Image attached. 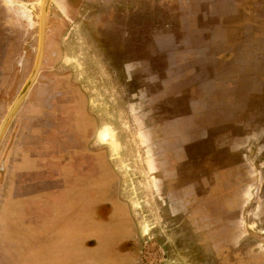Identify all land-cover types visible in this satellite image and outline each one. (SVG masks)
Wrapping results in <instances>:
<instances>
[{
	"label": "rangeland",
	"instance_id": "1",
	"mask_svg": "<svg viewBox=\"0 0 264 264\" xmlns=\"http://www.w3.org/2000/svg\"><path fill=\"white\" fill-rule=\"evenodd\" d=\"M6 1L8 5L4 3L0 5V119L33 65L39 10V0ZM59 1L49 0L45 19V55L36 85L38 88L43 87L45 94L47 90L45 84L55 78L67 77L85 95L87 110L96 121L91 148L98 147L97 149L102 153L104 168L110 176L107 189L109 191L111 189L117 199L124 203L137 234L143 235V261L150 264H234L238 260V264H264V132H256L253 128V131L249 129L250 131L245 133L228 134L219 127L222 126L223 121L226 124L231 123L229 118L230 121L235 120L233 116L238 111L244 112L248 106L251 112L255 109L252 97L247 99L255 88L252 77L254 70L250 69V72L242 74L241 79L243 83L245 82L243 85H234L238 83L235 78L238 71L224 62L228 58H225L223 53L225 40L222 25L218 24L217 20L187 21L188 34L184 35L186 32H183L180 35L176 32L175 21L166 15L169 13V8L164 11L163 7L160 9L158 6L151 9L142 4L137 6L139 8L136 10L137 13L141 12V15L149 20V28L156 34V46L152 52L159 49L160 56L159 53L157 56L167 66L166 93L173 94L175 90L180 89L184 99L196 97L199 101L195 100L192 108L195 113L199 108L202 112L195 123L199 132L192 135L186 133L193 124L189 116L182 122L178 121L180 124L177 123V119L172 120L170 128L177 125L184 129L182 128V132L171 130L166 134L177 139V144L170 141L168 146L167 143L168 156L171 154L169 157L174 162L188 158L179 171H175L173 164L171 166L167 160L162 161L161 167L172 168L166 172L161 168L164 170L162 173L170 180L166 179V183L160 187L159 180L153 178L155 175V172H152L153 167L148 163L152 154L150 144L146 142L144 132L146 128L143 123L145 118L140 113L142 109L137 103L136 92L134 93L136 102L129 105L130 112L134 114L136 111V113L130 117L126 114V97H118L113 69L102 64L103 54L96 49L89 34L88 28L91 27L86 24L89 21L84 20L89 17L90 23L94 24V18L91 16L98 12L101 6L109 5L110 0H82L81 9L71 18L64 11V4H60ZM97 2L101 3L97 5ZM128 7L132 8L133 5ZM256 9L258 10V7ZM253 11L252 0H236V7L229 18L232 19V30L238 27L239 22H243L242 30H233L236 31L235 36L227 38L231 45H235V49L238 45L242 46L241 58L245 62L243 67L254 62L256 56H259L254 51L264 50V3L262 19H255ZM158 32L161 34V39L158 38ZM243 33L244 36H241ZM257 33L263 34L255 36ZM3 48L7 49L6 52ZM177 61L179 64L176 63ZM212 63H215L216 70L210 69L208 75L206 68H199ZM196 71H199V75L194 79L192 76ZM175 81L179 83L176 85ZM229 83L232 87L230 94L229 89L225 88ZM262 93L264 94V90ZM239 94L243 95L240 96L241 99L234 97H238ZM30 98V95H25L0 138V173L4 171L2 159L5 155V147L13 143L16 127L26 119L25 111ZM256 104L259 102L257 101ZM208 110L211 113L209 117L206 113ZM209 125L216 127L208 131ZM191 137L195 140L194 146L190 145ZM184 144H188L187 147H184ZM182 146L186 152L184 150L182 152ZM98 166L100 173L102 166L100 163ZM79 173L81 178L76 177V180L70 182L72 205L78 209L74 210L66 206L64 213L69 217L63 221L79 222L81 226L84 225L85 233L87 230H93L95 236L105 240L110 236L106 225L98 223L99 228L92 229L88 224L96 220L92 217V211L83 205V201H86L88 206L90 204L89 190L92 185L90 176H94L96 172L85 167ZM176 174L177 178H175ZM208 174L211 175L210 181L203 177ZM196 177L200 178L197 185L193 183L192 187H184L182 192L178 189L174 190L177 184H182L181 181L186 185L191 178ZM98 183L100 184L101 181H97ZM208 183H212L209 192L205 189ZM99 184L97 189L100 187ZM85 187L86 200L80 190H84ZM78 196L81 198L80 204L76 201ZM99 196L98 194L96 197L99 199ZM92 197L94 198V194ZM176 202L179 205L192 202L199 207L195 218L198 223L199 253L203 255L199 260H196V257L191 259L188 255L189 250L182 252L175 250L169 236L166 238L167 244L163 245L155 238H147L144 234V232L149 234L153 228L162 227L160 206L173 205ZM58 207V203L53 207L54 217L58 213ZM78 212L81 213V218ZM84 213L86 218L82 217ZM112 221L116 231L114 225L122 222V218L120 215L117 217L115 215ZM71 234L77 232L72 230ZM93 234H88V237L95 238ZM86 256L91 254L87 253ZM239 259H245V262L239 263Z\"/></svg>",
	"mask_w": 264,
	"mask_h": 264
},
{
	"label": "flooded vegetation",
	"instance_id": "2",
	"mask_svg": "<svg viewBox=\"0 0 264 264\" xmlns=\"http://www.w3.org/2000/svg\"><path fill=\"white\" fill-rule=\"evenodd\" d=\"M135 1L137 0H110V6L108 4L101 6L102 8L98 9L99 11L91 16L94 18V24L90 23L91 18L89 17L84 18V20L89 21L86 23L91 27L88 28L89 34L95 43L96 49L103 54L101 59L102 64L113 69V79L117 84L118 97H126V114L130 117H133L136 113V111L134 114L131 113L129 109V105L136 102L134 100V93L136 92L137 103L141 105L142 109L140 113L145 118V122L143 123L146 128L144 129L146 142L150 144L152 154L148 163L153 167L152 172H155L153 178L158 179L160 187H163L162 185L166 183V179L170 180V178L166 174H163L162 171H170L172 168L171 164H173L175 171H179L181 165L188 158L178 159L175 162L172 161V158L170 159L169 156L171 154L168 156V146L170 141L177 144V139L166 134L171 130L173 132H182L184 129L182 126L176 125L174 128H170V125L172 120L177 119V123H179L187 116L192 119L193 124L188 128L189 131L186 133L192 135L195 132H199L197 125H195L198 120L197 118H193L196 117V113L192 108V103L196 102L195 100L199 101V99L194 98V96L184 99L182 97V90L180 89L175 90L173 94L166 93L167 66L163 64L159 57V49L152 52L156 46V34L150 30L149 20L143 17L144 15H141V12L137 13L138 11H136L139 10L137 6H140V4L148 7V2H145V0ZM81 2L82 0L59 1L60 4H64L65 7L61 6L64 7L65 13L70 18L74 17L77 11L81 9ZM3 3L4 5H8L6 0H0V5H3ZM100 3L97 2V5ZM120 5H126L127 7ZM130 5H133V7L129 8L128 6ZM60 25L62 26V24ZM159 34L160 32H158V38L161 39ZM45 42L46 33L44 28L40 67L44 61ZM158 44L160 46V42ZM3 50L6 52L7 49L3 48ZM157 53H159V56H157ZM240 55L242 56V54ZM176 63L179 64L178 61ZM40 67L26 94L27 96L30 95L31 98L25 112L29 115V124H31V129L33 130L32 142L37 146L47 149L48 173L54 176L61 174L66 179V183L72 185L70 182L79 176V171L82 168L86 167L89 170L91 169L92 172H96L94 176H90V181L92 182L91 190H89V194L91 195L90 204L88 206L85 203V207L89 208V211H92V217L96 221L90 222L88 225H91L92 229H95L99 228L98 223H104L107 232H110V236L103 240V238L95 236L93 230H87L88 233H86L89 235L93 234L95 237L89 239V236L87 241L88 243L92 241L97 243L96 255L97 259L99 256L98 260L100 264H150L145 263L142 259L143 235L139 236L137 234L134 222L130 218L124 203L117 199L116 194L111 189L110 191L107 189V181L110 176L109 172L104 168L101 151L97 149L98 147L91 148L92 144L90 143L96 130V121L87 110L85 95L67 77L55 78L47 84L44 83L47 85V90L44 94V88L41 86L38 88L36 85ZM174 83L177 85L179 82L175 81ZM225 88L229 89L230 94L232 89L231 83L228 86L226 85ZM254 104H256V101H254ZM259 106L257 104L256 110H253V116H250L241 127H238V132L245 133L253 128L256 131V129L260 128L259 126L264 125V118L260 116L261 111L264 115V106L262 109ZM215 127L216 125H209L207 128L210 131V129H214ZM219 127H230L231 130L233 128L234 131L237 130L231 123H225ZM189 142H191V146H194L195 140L193 137H191ZM187 145L184 144L183 146L187 147ZM183 146L181 147L182 152L183 150L186 152ZM165 160L171 165L168 168L160 166L162 161L165 162ZM98 163L102 166L100 173L98 172ZM177 177L176 174L175 178ZM203 177L207 181L211 180V175L209 174L207 176L203 175ZM98 179L101 181L100 184L98 183L100 185L99 189H97ZM189 181L186 185L181 181L182 184H177L174 190L178 189L182 192L184 187H192L193 183L197 185L200 178H191ZM211 186L212 183H208L207 187H204L209 192ZM79 187L81 188V185ZM80 190L86 200V187L84 190ZM92 194H94V198ZM98 194L102 202L92 205V202L99 200L96 197ZM160 208L162 227L153 228L149 234L144 232L146 237L155 238L160 244L166 245L168 242L166 238L169 236L172 239V245H174L173 248L175 250L179 252L189 250L188 255L191 259L196 257L195 259L199 260L200 256L202 258L203 255H200L198 246V223L195 221L199 212L198 205L192 202L179 205L176 202L173 205L160 206ZM115 215L116 217L120 215L122 218V222L114 225L116 231H114L112 221ZM109 227H112L113 230ZM194 228L196 229L194 230ZM101 240L103 241L101 242ZM237 261L234 264H238ZM242 261L245 262V259H239V263Z\"/></svg>",
	"mask_w": 264,
	"mask_h": 264
},
{
	"label": "crops",
	"instance_id": "3",
	"mask_svg": "<svg viewBox=\"0 0 264 264\" xmlns=\"http://www.w3.org/2000/svg\"><path fill=\"white\" fill-rule=\"evenodd\" d=\"M145 2H148L150 9L158 6L160 9L163 7L166 11L169 8V13L166 15L175 21L176 32H179L180 35L183 32H186L184 35L188 34L187 21L208 22L217 20L216 22L220 23L223 28L225 40L223 53H225L224 57L228 58L224 62L238 71L235 76L238 83L234 85H243L245 82L243 83L241 79L242 74L253 69L252 77L254 79H252L255 88L250 92L251 96L248 95L247 99L252 97V101H258V105L262 109L264 106V94L262 93L264 90V59L261 58H264V50L254 51L260 58L257 59L258 56H256L254 62L244 66L245 69L243 67L245 62L240 55L242 46L238 45L235 49V45H231L230 41H227L229 40L228 37L235 36L236 31L233 30H242L241 24L243 22H239L237 28L231 29L232 19L229 18H231L230 13L236 7V0H145ZM252 2L254 5L252 14L255 19H262L264 0H252ZM230 6H232L231 9ZM247 13L249 14V12ZM226 19L229 21H224ZM262 34L257 33L255 36H262ZM160 36L161 34H159ZM241 36H244V33ZM227 54L229 55L227 56ZM199 68H206L207 75L210 73V69L216 70L215 63L199 66ZM198 75L199 71H196L192 77L195 79ZM236 96L234 97L238 99H241L240 96L243 97L241 94ZM254 106L256 110L257 104ZM245 109L247 111L235 113L233 116L235 120L230 121L231 118H229V122L237 130L222 127L224 133L238 132V127H241L250 116H253L250 106ZM206 113L208 117L211 114L210 110ZM200 115H202L201 109H196V118ZM25 116L26 119L21 121L20 126L15 129L13 143L9 147H5V157L2 160L4 171L0 173V264H100L95 256L97 243L95 241L88 243V234L85 235L84 225L81 226L79 222L63 221L67 219V215L64 213L66 206L74 210L78 209L72 205V185L67 184L66 179L61 174L54 176L48 173L47 149L32 142L33 130L29 124V115ZM260 116L264 118L262 111ZM224 123L225 121L221 122V124ZM259 127L256 132H264V125ZM78 177V179L81 178L80 175ZM76 201L80 204L81 198L78 196ZM101 202L102 199L100 198L98 201L92 202V205ZM57 203L59 204L58 213L54 217L53 207ZM85 203L83 201V205ZM78 206L80 207V205ZM78 214L81 218V213L78 212ZM85 215L86 213L82 217L85 218ZM72 230H75L77 234H71ZM87 253L92 254L91 257L86 256Z\"/></svg>",
	"mask_w": 264,
	"mask_h": 264
},
{
	"label": "water",
	"instance_id": "4",
	"mask_svg": "<svg viewBox=\"0 0 264 264\" xmlns=\"http://www.w3.org/2000/svg\"><path fill=\"white\" fill-rule=\"evenodd\" d=\"M48 4L49 0H39V10L37 14V43L34 62L28 76L0 119V138L38 73L43 51L44 28Z\"/></svg>",
	"mask_w": 264,
	"mask_h": 264
}]
</instances>
